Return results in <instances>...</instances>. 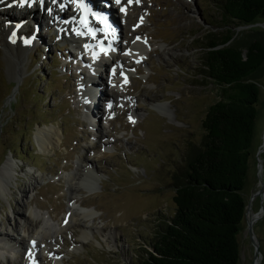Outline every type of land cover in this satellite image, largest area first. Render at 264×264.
Masks as SVG:
<instances>
[{
    "label": "rangeland",
    "instance_id": "rangeland-1",
    "mask_svg": "<svg viewBox=\"0 0 264 264\" xmlns=\"http://www.w3.org/2000/svg\"><path fill=\"white\" fill-rule=\"evenodd\" d=\"M126 3L129 13L125 22L135 14L138 6L151 11L152 16L146 22L145 13L140 15L147 29L144 35L151 32L156 37L149 48L158 45V49L149 53L146 64L133 65L141 76L132 82L128 80L125 88L128 94L123 93L125 84L117 76L96 70L94 80L99 81L101 72L107 85L106 89L105 79L100 76L101 89L96 97L93 92L86 95L88 99L89 93L92 95L88 119L101 135L96 136V141L95 133L89 136L93 131L89 129V121L76 95L87 79L84 68L89 69L88 63L81 62L80 57H91V51L83 50L74 55L68 51L74 49L73 45L62 46L64 38L56 32L58 26H52L46 17L60 7L45 9L42 5L46 14L38 10L22 16L12 11L5 14L0 4V36L2 30H20V33L16 31L19 34L17 49L7 51L0 42V159L6 153L7 165L4 171L0 170V235L5 239L6 231L9 237L22 234L17 224L21 223L23 213L30 212L34 218L38 213L47 215L49 211L53 216L48 215L51 226L38 227L37 232L53 231L68 219L69 206L79 207L80 203L87 208L96 206L100 211L92 224L81 218L80 226L89 225L95 239L107 231L115 234V247L108 249L104 244L101 247L94 243V238L79 242L80 229L76 227L74 232L70 231L73 228L69 229L63 238L52 243V247L66 255L63 264H140L152 249L162 222L173 212V176L185 164L189 150L201 141L205 110L220 98L221 88L202 70L200 47L207 31L223 29L219 0H126ZM65 9L68 11V7ZM137 21L130 26H137ZM261 24H264V17L247 26L240 25L235 28V37H245L254 29L263 30ZM119 30L118 38H121L122 24ZM17 80L20 87L16 92ZM256 81L259 96L243 187L245 210L238 231L237 264H254L248 213L260 210L262 215L253 232L261 257L258 264H264V150L260 152L264 132V75ZM33 87L38 90L36 94ZM106 95H111V99H105ZM158 101L173 110L172 118L163 117L152 108ZM173 118L179 124H175ZM50 127L55 128L61 141L50 143L41 151L36 132ZM16 150L23 152L24 161L16 157ZM84 156L96 167L99 179L94 181L95 187L100 182V188L92 193L82 186L90 195L82 187L75 189L67 185L79 159ZM68 191H71L69 195ZM100 224L102 227L98 231L96 227ZM28 235L25 237L29 241ZM3 239L0 243L7 244ZM74 244L83 246L80 250L74 247L69 251ZM15 250L16 253L10 251L12 256L17 255L19 247ZM35 250L41 256V264H53L46 249ZM2 252L0 250V264H32L28 260L22 262L19 256L6 261ZM61 257L59 254L58 258Z\"/></svg>",
    "mask_w": 264,
    "mask_h": 264
},
{
    "label": "trees",
    "instance_id": "trees-1",
    "mask_svg": "<svg viewBox=\"0 0 264 264\" xmlns=\"http://www.w3.org/2000/svg\"><path fill=\"white\" fill-rule=\"evenodd\" d=\"M219 2L223 29L207 31L200 47L202 70L221 88L220 98L205 110L201 141L173 176V212L140 264L239 261L243 187L259 96L256 79L264 75V29L235 37V28L263 18L264 0Z\"/></svg>",
    "mask_w": 264,
    "mask_h": 264
},
{
    "label": "bare ground",
    "instance_id": "bare-ground-1",
    "mask_svg": "<svg viewBox=\"0 0 264 264\" xmlns=\"http://www.w3.org/2000/svg\"><path fill=\"white\" fill-rule=\"evenodd\" d=\"M4 1L5 0H0V3L3 6H4V4H3ZM8 1L9 0H7V2ZM57 1L59 2V0H57ZM28 2H34L35 5H36L37 3H39V0H35V1L34 0H28ZM28 2H27V4H28ZM27 4H25L24 6H20L18 0H16L15 6H13V8H12V6H7L6 5L8 7V9H6L5 6H4L3 7V12L5 14H8L10 11H13L14 8H17L18 9L17 13H19L20 15L23 16L25 13H26V15L32 13L33 11H35V9H41V7H38V6L28 7ZM95 4L99 5L100 3L95 2ZM121 4H125V3L121 2ZM126 6H123V8H125ZM42 12H44V11L42 10ZM63 12L65 13L66 11L64 10ZM112 15H113L114 20L118 24V27H116V28L113 27V29L118 33L119 27L121 26V21L119 20V14L115 10V11H113ZM95 27H96V25H92V24L91 25H87V26H85L83 28V30H82L83 32L82 33H86V34L91 35V32L93 31V29ZM119 34H120V31L118 33V36H119ZM132 34H133V32L125 31V29H124V35L126 37H131ZM2 35H3V30H2V34L0 36V41H1ZM80 37L82 38L81 35L78 36L76 34H74L72 36L74 41H76ZM114 42H116V41L114 40ZM26 43L28 44L27 46L31 45L30 44V40L28 38L26 39ZM1 44H2V46H3V48L5 50L10 51V52L12 50H14V49H17V47H11L8 44H3L2 42H1ZM112 46H113V44L109 43V47H112ZM167 52H168V50H167ZM107 58L109 60V63H111V64L117 63V62H121V60H122L120 55H113L111 53L107 56ZM99 65L101 66V64H99ZM105 65H106V63H104V66ZM97 69H99V68H97ZM87 92H86V95H87ZM89 92L91 93V88L89 89ZM105 99L110 100L109 95H106ZM161 102L162 101H158L157 103H153L152 104V108L154 110H156L161 116L166 117V118H169L171 116V118H172V115H174L173 110H171L170 107L168 108V107L160 105ZM173 120H175V124H179V121H177L175 118H173ZM36 136H37L38 144L42 148L41 151L46 149L50 143H59L61 141V137L56 133V130H55L54 127H50V128H47V129H38L37 132H36ZM262 140H263V142H262V145L260 147V152L264 150V132H263V135H262ZM79 160H81V161L78 162L79 164H78V166H76L75 171L73 172V174H71L70 178L68 177L69 178V180H68L69 181V185L74 186L75 189L84 185V187H86L89 190L90 193L97 191L100 188V182L98 183V186H96L97 187L96 188L95 184H94V181L99 179V176L97 175V171H96L95 165H93L91 162H89V157H85L84 156L83 158H81ZM5 169H6V166H2L0 168V170H2V171H4ZM1 189H2V185L0 184V190ZM73 192H75V191L73 190ZM261 209H262V207H261ZM69 210H70V213L68 215V219L66 220V222L63 225H61V223H59L61 221H59L58 222L59 225L57 226V228H54L53 231H50V229H48L47 231H45V230L41 231V237L39 236L40 238H37V237L32 238L29 241V243L27 242V240L25 238V234L27 233V234L33 235L35 233L36 228L38 229L37 225L40 222V219H39L40 216L37 214L33 218L31 216V212L28 213V214L23 213L20 216V218L22 220V224L21 225H22V230H23L24 233L22 235L19 234L17 237H15V236L14 237L5 236L4 238L12 243V244H10V246L13 245V244H17V246H21V247H23L25 249V248H28V245H29L30 246L29 250L36 244L38 246H42V247L47 249L48 246H49V243H50V239L49 238L51 237V234H54L57 237V239L59 237L61 239L62 234L64 232L68 231L71 228H76V227L79 228L80 231H81V235H80V238H79L80 242H87L89 238H94V235H93V232L91 231L90 226L86 225V226L82 227V226H80V222L79 221H80L81 218H86V219L89 220V224H92V221H94V217L99 215L100 211L97 210L95 207L87 208V207L83 206L81 203L79 204V207H76L75 205H70L69 206ZM32 214H33V212H32ZM261 215H262V211L261 210L259 212L258 211L257 212H253V211L251 212L250 211L248 213V226L250 228V231L252 230L253 235H254L253 227H254V225L256 224V221L260 218ZM14 218H15V216H14ZM33 219H35V220H33ZM17 225L19 227V224H17ZM100 227H102V224H100L99 226L96 227L98 231H99ZM254 237L257 240L255 235H254ZM114 239H115V234H114V232H111V231H107L106 233L101 234V237L99 238V240L94 238V240L96 241V243L98 245H102L101 242H103V244L106 245V247L108 249H113L115 247V245L113 244ZM82 246L81 247H77V248L81 249ZM10 248H12V246ZM2 251L4 253H6L5 250H1V252ZM14 253H16V252H14ZM58 255L59 254L54 256L55 260L59 261L58 263H61L63 260H62V258H58ZM1 256H4V254L1 255ZM23 257L26 258L27 255H23ZM260 258L261 257L259 256V260H261Z\"/></svg>",
    "mask_w": 264,
    "mask_h": 264
},
{
    "label": "water",
    "instance_id": "water-1",
    "mask_svg": "<svg viewBox=\"0 0 264 264\" xmlns=\"http://www.w3.org/2000/svg\"><path fill=\"white\" fill-rule=\"evenodd\" d=\"M249 25V24H247ZM247 25H243V26H247ZM263 27H264V24H261ZM249 235L251 237V240H252V243H253V246H254V256H253V261H254V264H258V258L260 256V253L259 252V249H258V245H257V240L255 239L253 233H252V230L250 231V228H249Z\"/></svg>",
    "mask_w": 264,
    "mask_h": 264
},
{
    "label": "snow or ice",
    "instance_id": "snow-or-ice-1",
    "mask_svg": "<svg viewBox=\"0 0 264 264\" xmlns=\"http://www.w3.org/2000/svg\"><path fill=\"white\" fill-rule=\"evenodd\" d=\"M18 2L20 6H24V4L28 2V0H18ZM117 2L119 3L120 0H117Z\"/></svg>",
    "mask_w": 264,
    "mask_h": 264
}]
</instances>
